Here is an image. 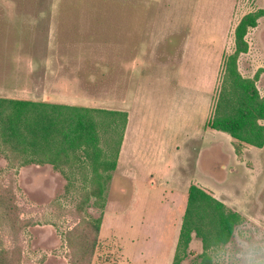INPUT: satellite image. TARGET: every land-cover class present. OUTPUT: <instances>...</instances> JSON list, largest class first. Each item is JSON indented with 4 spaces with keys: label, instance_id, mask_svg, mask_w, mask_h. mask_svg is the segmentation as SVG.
<instances>
[{
    "label": "rangeland",
    "instance_id": "obj_1",
    "mask_svg": "<svg viewBox=\"0 0 264 264\" xmlns=\"http://www.w3.org/2000/svg\"><path fill=\"white\" fill-rule=\"evenodd\" d=\"M261 9L264 0H0V97L16 98L30 62L46 91L53 65L69 69L63 82L78 90L64 92L67 105L129 115L105 207L94 200L86 207L89 218L102 217V229L82 264H172L191 184L245 217L232 241L212 252L213 264L264 261V148L245 145L238 155L230 134L206 126L236 27ZM247 40L239 70L253 78L264 68V16ZM257 86L264 96V74ZM107 123L101 145L111 155L121 126ZM8 170L0 145V173ZM75 174L68 179L51 165L19 169L22 217L39 223L24 234L23 264H71L67 233L81 225L75 209L85 187ZM190 252L182 264L199 261L196 237Z\"/></svg>",
    "mask_w": 264,
    "mask_h": 264
},
{
    "label": "trees",
    "instance_id": "obj_2",
    "mask_svg": "<svg viewBox=\"0 0 264 264\" xmlns=\"http://www.w3.org/2000/svg\"><path fill=\"white\" fill-rule=\"evenodd\" d=\"M263 16L264 9L249 13L236 27L235 50L224 61L220 92L206 125L230 134L238 155L245 145L264 148V96L257 86L264 68L253 78L244 77L239 70L241 55L250 49L248 33ZM103 118L114 131L120 121L118 148L111 155L101 145ZM128 122L125 111L0 97V145L9 167L5 175L0 173V264H23L24 234L39 224L37 219L22 217L17 198V173L34 164L51 165L68 179L77 172L83 175L85 187L75 209L81 225L68 232L67 239L73 249L71 264L91 260L99 244L102 217L89 218L86 207L92 200L95 206L105 207L107 187L118 167L119 147ZM7 179L9 183H5ZM244 223L240 212L212 192L191 184L172 264H182L191 256L190 245L195 237L201 241L203 252L194 264H213L212 252L227 246Z\"/></svg>",
    "mask_w": 264,
    "mask_h": 264
},
{
    "label": "crops",
    "instance_id": "obj_3",
    "mask_svg": "<svg viewBox=\"0 0 264 264\" xmlns=\"http://www.w3.org/2000/svg\"><path fill=\"white\" fill-rule=\"evenodd\" d=\"M52 66L53 65H48V68H46V78H44V80H45V84H46L45 86L47 87V90L44 92H40L38 90L40 87V86L38 87V84L40 83L41 78L39 75V70L37 69L38 66L31 64V62H30V69H28V78L29 79L27 81L26 80L24 81V80H21L18 78V80H17L18 82L16 84L17 85L20 84L17 87L20 90L17 91V95H16L15 99L34 101V102L59 103V104L73 103V102H69L68 100H65L64 95H63L64 92H66V95L78 94L77 89L72 90L69 86L65 85V83H64L65 81H69V80H65L66 78L70 79L69 69H66L64 71L60 70V69L57 70V69H52ZM6 72L8 74L12 71H6ZM30 81H32L31 85H30ZM28 86L32 87L31 90L26 88ZM56 86L59 88L55 89ZM23 88H25V89H23ZM76 90H77V92H76ZM79 91H80V89H79ZM58 93H60V95H58ZM84 93L87 94L86 92H84ZM18 94H20L21 97H17ZM40 95L42 96V98H39ZM57 97L59 98L58 100L55 99ZM186 207H187V205L185 206V211H186ZM184 214H185V212H184Z\"/></svg>",
    "mask_w": 264,
    "mask_h": 264
}]
</instances>
